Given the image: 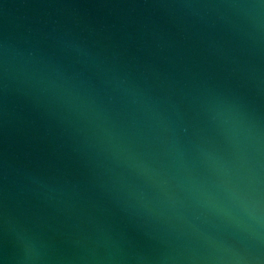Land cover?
Listing matches in <instances>:
<instances>
[{"label": "water", "instance_id": "95a60500", "mask_svg": "<svg viewBox=\"0 0 264 264\" xmlns=\"http://www.w3.org/2000/svg\"><path fill=\"white\" fill-rule=\"evenodd\" d=\"M0 264H264V0H0Z\"/></svg>", "mask_w": 264, "mask_h": 264}]
</instances>
